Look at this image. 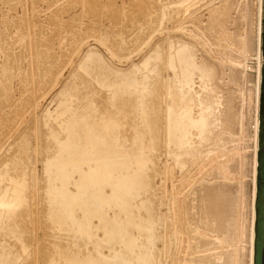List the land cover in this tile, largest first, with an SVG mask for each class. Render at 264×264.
<instances>
[{
    "label": "rangeland",
    "instance_id": "1",
    "mask_svg": "<svg viewBox=\"0 0 264 264\" xmlns=\"http://www.w3.org/2000/svg\"><path fill=\"white\" fill-rule=\"evenodd\" d=\"M258 4V0H0V193L12 187L16 180L27 181L24 187L27 200L13 214H4L0 222V243H11V249L16 248L13 252L20 254L16 264H64L54 250L55 246L64 245L85 258L93 256L102 263L112 264L128 256L127 238L132 231L138 241L142 237L139 243L146 242V232L143 230L140 234L135 227H129V214L120 206L112 201L110 206L97 203L100 189L111 192L106 185L92 187L95 195L90 200L91 205L95 211L100 210L108 217L121 214L122 239L118 238L117 232L107 231V225L95 216L92 229H82L88 222L83 209V202L88 198L84 199L79 187L70 184L69 189L75 191L73 201L76 205L69 209L60 193L58 195L61 181L57 175L61 168H79L84 160L79 156L70 166L50 159L54 155L53 148L59 145L54 134L60 138L65 136L60 135L61 121L69 120L73 111L78 110L77 115L81 113L80 108L86 103L98 107L100 113L106 109L116 110L111 103L114 93H118L114 84L126 86L133 77L142 83L146 80L147 84L148 77L159 80L156 86L159 102H152L160 124H157L156 134L159 135L158 148L153 154V170H147L148 164L146 166L151 182L133 201L136 219L147 213L142 200H149L153 207L154 239L150 249L159 257L154 263L163 264L164 260V264H198L201 260L204 264H239V260L245 259V264H249L250 234L249 239L244 236L246 243L241 244L239 239L243 235H239L241 220H238L241 219L239 213L244 198L247 205H251L254 190L258 60L254 53L248 52V46L256 47ZM253 14L255 33L250 41L248 35L253 27ZM183 44L194 49L198 64L215 68L209 78H201L200 71L194 70L193 91L186 100L181 95L186 84L180 82L184 80L181 76L184 68L177 57ZM155 50H160L161 58L149 61L148 56ZM90 52L96 55L86 60L84 57ZM175 59L178 61L176 66ZM149 62L151 66L154 64L149 68L155 72L148 73ZM250 89L253 92L249 108L247 91ZM145 93L146 89L141 101L147 108L150 97L145 98ZM124 99L134 102V96L129 98L128 94ZM134 106L131 108L132 117L121 118L125 124L120 137L124 140L126 152L118 153L113 143L110 149L100 153L103 163L113 165L119 161H132L131 154L135 151L131 149L132 143L146 129L143 118L135 115L137 106ZM182 107L189 109L195 119L202 113L215 115L217 112V117L211 116L214 119L207 128L210 132L204 137L198 134L200 126L188 128L187 146L181 147L177 141H171L168 128L170 117L175 114L179 118L176 113ZM124 110L130 111V104L126 103ZM92 120L95 123L100 117H92ZM74 175L78 178L76 172ZM224 185L230 188L226 189V194L218 190ZM210 190L218 192L219 197L217 210L211 214L206 206ZM220 193L223 196L231 194L238 202L233 199V203L238 204L233 205L236 211L232 224L238 222L234 226L228 224L227 217L231 215L222 209L225 206L221 207ZM71 210L76 221L73 220L77 229L75 235L59 229L52 222L58 212L67 215ZM220 221L227 224L220 225ZM238 225L240 228H235ZM19 229H22L21 233ZM238 251H243V255Z\"/></svg>",
    "mask_w": 264,
    "mask_h": 264
},
{
    "label": "bare ground",
    "instance_id": "2",
    "mask_svg": "<svg viewBox=\"0 0 264 264\" xmlns=\"http://www.w3.org/2000/svg\"><path fill=\"white\" fill-rule=\"evenodd\" d=\"M258 1H259V4H258V15H257L258 38H257V42H256V47L255 48L252 49V47L250 46L251 44L248 46V52H252V55L254 53V56H256L257 60H258V62H257V81H256V84H255V89H256V96H255V98H256V113H257L256 114V120H255V123H256L255 124V131H256L255 139L256 140L255 139L253 140L254 142L255 141L257 142V143H254V144H256V148L254 149L255 150V155H254V159H253V170L254 171H253V174H252L253 178H254L253 179L254 190H253V193H252L253 194V196H252L253 198H252L251 205H247L248 204L246 202L247 199H245L242 196L244 198V201L242 202V205L240 206L241 210H240V213H239L241 219H239V220L237 219L239 222L241 220V222H240L241 223L240 224L241 228L239 227V225L235 226V228H238V229L240 228L241 229V231L239 232V235L241 233L240 236L243 235V238H244V236H246L249 239V234H250V240L249 241L251 243V245H250L251 247H250L249 256H248L249 264H254L255 263V239H256V220H257L256 203H257V198H258V167H259V156H258V153H259V134H260V104H261V92H262V66H263V62H264V58H263V54H262L264 0H258ZM254 15L255 14H253V20L251 21V22H253V24H252L253 27L251 28V32H249L250 34L248 35L250 41H252V39L254 37L253 34L255 33V29H254L255 17H254ZM160 54H161L160 50H155L153 54L148 56V60L149 61L150 60L156 61L159 58H161ZM94 55H96V54L93 53V52H90L89 54L87 53V55L84 58L86 60H88L90 58L92 59V57H94ZM195 55L196 54L194 53V49L191 46L184 45V44H183V46H181L179 48L178 56L175 53V57L176 56L178 57V59H179V61L181 63V66L184 68V69L181 68L183 71H182V75L180 74L181 76L184 77L183 78L184 80H180V82L182 81V82H185V84H186V90L184 89L183 90L184 93L181 94V95H183V97H184L183 99H185V100L189 99L190 93H191V91H193V87H194L193 85L195 83L194 79H193V75H194V70L195 69H198L200 71L201 78L212 77L213 74H214V71H215V68H213L212 66L210 67V66L206 65L205 63L198 64L196 62L197 60L195 58ZM97 56H98V54H97ZM99 57L100 56H98L97 58H99ZM93 60H95V59H93ZM145 60H147V58ZM151 62H149V64ZM177 63H178V61L176 63H174L175 64L174 66H176ZM149 64H148V67L146 66L149 69V70H147L148 73H149V71H150V73L155 72V69L149 68V66L153 67L154 64H152V66H151V64L150 65ZM156 67L157 66H155V68ZM178 71H180L179 67H178ZM156 76H157V74H156ZM137 79L138 78L133 77V79L128 80L127 83L125 82L126 86H123V85L118 84V83L114 84V85H116V88L118 89V93L120 95V97H119V95H117L118 93H114V96H113V98L111 100V103H113V106H115L114 108H116V110L110 111L109 109H106L104 111H101L102 113L104 112V115H101L102 113H100V111L98 110V107H94V106H91L89 103H86L82 109L80 108L81 113H79L77 115L78 110L73 111V113L70 116L69 120L61 121V123H60L61 132H60V130L59 131L57 130V131L60 132L61 136L65 135L64 137L62 136V138H60L58 134H54L53 133L54 135H57V137L54 138V139L55 140L57 139V141L59 143L57 141L56 142L59 145H55V148H53L52 151H53L54 155H52V158L50 157V159L60 160V162H65V163H67V165L70 164V166H71V164H74L73 161H75V159L77 161V157H79V156L81 158H83V160H84L83 164L80 163L82 165L79 168L78 167L71 168L70 169L71 171L68 170V167L61 168V169L59 168L60 170H59V173L57 175L58 179L60 177L59 180L61 181V185L59 186V189H57L58 190L57 191L58 195L60 193V195L62 196V200H64V202H65L64 205L69 207V209H70V207L72 209L74 207V205H76V203H74V201H73V197H74L75 191H72V190L69 189V185L70 184L71 185L74 184L76 187H79L80 192H81L80 194H81V196L84 199L88 198V201L83 202V209L86 211V216H88L87 220H86L88 222H87L86 225H84L83 223H82L83 226H82V224L80 225V226H82V229H84V228L85 229H89V230H90V228L92 229L91 224H92V220H93V218L95 216V217H98L101 220V222H103V223H105L107 225V228H106L107 231H109V232H113V231L117 232L116 234H117L118 238L122 239L121 238V236H122L121 235V227H122L121 222H122V220L120 218L121 214L118 215V213H115L116 215L114 214L113 217H108L107 215H105L104 212H102L100 210H96L95 211V209L91 205V201L90 200H93V197L95 195L92 192V187L98 186V187L102 188V187H104L106 185V186H109L111 188V192L110 193H106V192H104L103 190L100 189L99 190L100 194H98V196L96 198L97 201H98L97 203H100V204H102L104 206H105V204H108V205L110 204L111 205L112 204V203H110L111 201L116 203L118 206H120L122 208V210L124 212L126 211L129 214V219H128V226L129 227L130 226L131 227H135L136 229L141 231L140 234H142L143 230L146 232V234H145V236H146V240L145 241L146 242H144V240H143V242H144V244H143V243H139V241H142V237H141V240L138 241V238H135L134 235H132L133 234V231H132L131 232L132 234L127 238L128 239L127 240L128 247H129L128 256L127 257H123V258L121 257V258H119V261L117 263H112V264H156V263H154V261H155L156 258H159V257L155 256V252H153V250L151 251V249H150V248H152L153 239H154L153 235H152L153 234L152 233V225H153V217L154 216H153V207H152V205L149 204V200L145 199V200L141 201V203L146 204L145 208H146V212L147 213H144L145 214L144 216L138 215L137 218H139V219H136L134 217V215H133L134 212L136 211V210L134 211V207L135 206L133 204V201L139 198L140 191L143 190L142 188L143 187L148 188L149 184L151 182V180H149V177L147 175L148 173H146V166L148 164V168L149 169H147V170H153L152 169V166H153V163H154L153 162V158H154L153 154L158 148V145H157V143H158L157 139L158 138L157 137L159 135H156V134H157V131H158L157 124H159V120H158V118H157V116L155 114L156 113V111L154 110L155 106L152 105V102H155V101L159 102V98L156 97L157 96V94H156L157 90L156 89L158 88V87L156 88V86H157L159 80L155 79V78H152V77H150V78L148 77L147 79H148V83L149 84H147L145 79H144L145 82H143V83L141 81L137 80ZM181 85H180V87H181ZM183 88H184V86H183ZM144 89H146V93H145L146 97L145 98L149 99V97H150L149 105L148 106L146 105L147 108L143 107V103L144 102L141 101L142 100L141 97H142ZM247 92H249V99H248L249 103H248V106L250 108L251 107V100H252V92L253 91L250 89V91H247ZM126 94L129 95V98H131V96H134V99H133L134 100V102H133L134 104L131 103L130 99L129 100L124 99V95H126ZM118 98H121L122 100L121 99L119 100ZM63 103H61L60 106ZM126 103L130 104V111H125L124 110V107H125ZM72 105H74V104L72 103ZM134 105L137 106V110L135 109L137 114L135 113V115H138V117H142L143 118L141 120H143V122H145L146 129H145L144 133H142L143 135L140 136V134H139V137H136L135 139L133 138L134 141L132 143L133 145L131 144L132 145L131 149H134L135 151H134V153L131 154L132 155V161H130V162L119 161V162L113 163V165H109L108 163H103L101 161V156L102 155L100 156V153L103 150L106 151V150L110 149V147H111V145L113 143H114V145H113L114 149L118 153H122L123 154V153L126 152V148L123 145V141L124 140H121V137H120V130H121L122 126L125 124L121 120V118L125 119V116H127L126 119L129 118L131 116V114H132L131 110H133L131 108ZM136 106H134V107H136ZM144 106H145V104H144ZM66 107H68V106H66ZM203 107H205V106H203ZM187 108H188V106H187ZM66 110H68V109H66ZM200 111H199V113H200ZM48 113H49V111H48ZM64 113H66L65 110H64ZM166 113H168V112H166ZM176 114H177V116H179L180 120L178 122L176 121V119L178 117H175V114L172 116V118L170 117V123H169V128H168V136L171 138L172 142L177 141L179 146H181V147L184 146V145L187 146V143H185V142H186V139H187L186 137L188 136V133H189V132H187L188 128H191V127L193 128V127L200 126V128H199L200 132L198 134L202 135V137H204L206 134L208 135V133L210 132V129H207V128L209 126L211 127V125H210L211 119H214L213 117H211V116L214 115V114H212V112H211L212 115H203V113H202L198 117V119L196 118L197 120L195 119V117L193 118L190 115L189 109H185V107H182ZM216 114H217V112L215 113L214 116L217 117ZM62 115H64V114H62ZM52 116H54V115H52ZM92 117L93 118L94 117L95 118L96 117L97 118L100 117V120H96L95 123H94L93 120H92L93 122H91L90 119ZM135 117H137V116H135ZM234 118H235V116H234ZM165 119H168V118H165ZM133 121H135V120H133ZM166 123H167V121H166ZM138 124H140V123H138ZM136 126H137V124H136ZM109 128H111L113 130L111 131V130H109ZM217 128H218V126H217ZM136 131H138V130H136ZM165 132H166L165 133L166 134L165 137L168 138L167 137V131H165ZM122 133H121V135H122ZM209 137L210 136H208V139L210 140ZM168 147H170V146H168ZM112 153H111V155H112ZM118 153H116V154L118 155ZM247 157L248 156H246L245 158L247 159ZM252 157H253V155H252ZM112 158H113V156H112ZM125 158H126V156H125ZM83 160H81V161H83ZM250 161H249V163H250ZM48 163H50V162H48ZM76 164H78V163H76ZM55 172H56V170H55ZM75 172L78 174V178L75 177V175H74ZM246 178H248V177H246ZM56 180L57 179H55V182H56ZM243 180H242V183L243 182L245 183V181H243ZM55 182H54V184H55ZM26 184H27L26 179L25 180H16V181H14V185H12V187L7 188V190L4 193H0V209H1V211H0V222L1 223H2L3 218H4V214L5 215H6V213L10 214L11 212H12L11 214H13V211H15L16 209L21 207L25 203V201L27 200L25 198V191L26 190H24V187L26 186ZM226 187L228 188V185ZM243 187H245V186H243ZM224 188H225V185H224ZM224 188H222V189L218 188V190H223L225 192L224 194H226L227 193L226 192L227 188H225V189ZM245 188H247V185H246ZM228 189H230V188H228ZM213 190H215V189H213ZM216 191H214V192H216ZM52 192L53 191L51 190V193ZM54 193H55V191H54ZM230 193L232 194V192H230ZM242 193H243V191H242ZM207 194H208L207 205L205 204V201H203V202L207 206V208L210 209L208 212L209 213L210 212L213 213L214 211L217 210L216 207L218 206L217 205L218 204L217 200L219 198L218 197V192L213 193V191L211 192V190H210V192L207 193ZM220 194L222 195L223 193H220ZM231 194H227V195H224V196L222 195L223 196L222 198H221V195H220L221 202H223V204L225 203V205L222 204L221 207L225 206L222 209L223 210L225 209L226 212L228 211L229 214L224 212V211H223V213L231 215V217L229 216L230 218L227 217L229 219L228 220V219L225 218V214H224L225 221L228 220V224H229L230 227L233 225L232 224L233 220H235V219H233V215L235 213L234 211H236V210H234V208L236 206L235 207L233 206L235 204V203H233V199L235 200V198H233L234 196L232 197ZM234 194H236V193H234ZM7 195L9 196V199H7ZM245 195H246V193H245ZM238 198H240V196ZM147 199H148V197H147ZM136 206H137V204H136ZM203 207H204V205H203ZM102 208H104V207H102ZM219 208H220V205H219ZM204 209H206V208L204 207ZM184 211H185V209H184ZM220 211L222 212V210H220ZM217 213H218V211H217ZM18 215H20V214H18ZM228 215H226V216H228ZM76 217H78V216H76ZM17 219H19V216H18ZM17 219H15V220H17ZM20 219H21V216H20ZM220 219L222 220V218H220ZM73 220H74L73 210L68 212L67 215H65V214H63L61 212H58L54 216V218H52V222L54 224H56L59 229L67 231L69 233H72L71 235H73V234L75 235L77 229H76V227H75V225L73 223ZM17 222H18V220H17ZM21 223H23V222H20V224ZM208 223H210V222H208ZM220 223H221V221H220ZM224 223L225 222H223V224ZM237 223L238 222L235 221L234 225H236ZM12 224L13 223H11L10 225L12 226ZM223 224L221 223L220 225H223ZM225 224H227V223H225ZM18 225H19V223H18ZM106 225H105V227H106ZM22 226H24V225H22ZM18 228H19V226L17 228H15V229H18ZM22 229H19V231L22 230ZM226 232H224V234H226ZM20 233H21V231H20ZM22 233H24V232L22 231ZM164 233L166 234V231ZM140 234H138V237H139ZM228 235H230V234H228ZM12 236L13 235L11 234V237ZM183 236H185V235H183ZM21 237H22V235H21ZM165 237H167V235ZM241 238L242 237H240L239 240H242L241 244L244 245L246 243L245 238H244V240H243V238L242 239ZM239 242L240 241H238L237 243H239ZM10 244L8 245V244H6L4 242L0 243V264H16V262L20 258L19 257L20 254H18L19 252L18 253L17 252H13V249L16 250V248L11 249L12 246L10 247ZM166 246H168V245H166ZM242 248H244V246ZM245 248H246V246H245ZM50 249H52V248H50ZM54 250L57 252L56 254H58L59 256L56 255V254L55 255L60 257V259L63 260V262H65L66 264H105V263H102L101 261H98L93 256H89V257L85 258V257L79 255L78 253L73 252L74 250L70 251V249L68 247H65V245L64 246H55ZM17 251H18V249H17ZM55 251H54V253H55ZM164 252H165V249H164ZM167 253H169V252L167 251ZM239 253H241V251ZM242 253H243V251H242ZM230 256H232L231 253H230ZM160 257L165 259L164 256H160ZM55 258H57V257H55ZM162 258H161V260H163ZM242 258H243V256H242ZM54 259H53V262H54ZM181 259H180V261H181ZM226 259L228 260V258H226ZM199 260H200V258H199ZM244 260L243 261L239 260V264H245L246 261H244ZM200 261L198 262V264H204L203 263L204 261L202 263ZM162 262L164 264L165 261L163 260ZM166 262H168V260ZM166 264H168V263H166Z\"/></svg>",
    "mask_w": 264,
    "mask_h": 264
},
{
    "label": "water",
    "instance_id": "3",
    "mask_svg": "<svg viewBox=\"0 0 264 264\" xmlns=\"http://www.w3.org/2000/svg\"><path fill=\"white\" fill-rule=\"evenodd\" d=\"M262 54L264 58V17ZM259 167H258V198L256 203V239L255 263L264 264V62L262 66V92L260 104V134H259Z\"/></svg>",
    "mask_w": 264,
    "mask_h": 264
}]
</instances>
